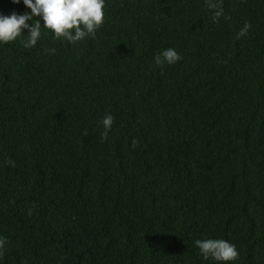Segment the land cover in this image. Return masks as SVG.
<instances>
[{
	"label": "trees",
	"instance_id": "obj_1",
	"mask_svg": "<svg viewBox=\"0 0 264 264\" xmlns=\"http://www.w3.org/2000/svg\"><path fill=\"white\" fill-rule=\"evenodd\" d=\"M212 2L105 0L83 41L0 44V264H215L209 237L264 264V0Z\"/></svg>",
	"mask_w": 264,
	"mask_h": 264
},
{
	"label": "clouds",
	"instance_id": "obj_2",
	"mask_svg": "<svg viewBox=\"0 0 264 264\" xmlns=\"http://www.w3.org/2000/svg\"><path fill=\"white\" fill-rule=\"evenodd\" d=\"M11 3L17 5L22 3L30 11L0 14V44H8L22 38L20 43L24 49L36 47L42 36H46L49 32L53 41L59 40L61 43L69 44L83 41L95 35L105 18V0H11ZM205 3L209 9H215L212 19L216 22L222 15V10L212 0H205ZM249 28L250 24L246 22L237 32L236 37L246 35ZM46 51L51 54L56 49L53 47ZM181 59L180 53L173 47L163 48L153 57L157 67L174 65ZM113 119L111 113H106L101 119L100 124L104 129L102 138L107 137ZM5 243V238L0 237V252ZM194 244L204 260L210 259L215 264H234L238 259L236 245L225 239L209 237L197 239Z\"/></svg>",
	"mask_w": 264,
	"mask_h": 264
}]
</instances>
